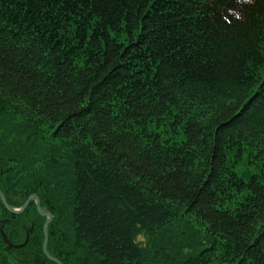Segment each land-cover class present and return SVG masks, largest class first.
I'll return each mask as SVG.
<instances>
[{
	"label": "trees",
	"instance_id": "obj_1",
	"mask_svg": "<svg viewBox=\"0 0 264 264\" xmlns=\"http://www.w3.org/2000/svg\"><path fill=\"white\" fill-rule=\"evenodd\" d=\"M0 191L61 264H264V0H0Z\"/></svg>",
	"mask_w": 264,
	"mask_h": 264
},
{
	"label": "water",
	"instance_id": "obj_2",
	"mask_svg": "<svg viewBox=\"0 0 264 264\" xmlns=\"http://www.w3.org/2000/svg\"><path fill=\"white\" fill-rule=\"evenodd\" d=\"M0 198H1L2 203L12 213H20V212H22L27 207V205L29 204L30 201H35L36 208H37L38 212L42 216H45L47 218L46 221L44 222V225H43L44 240H43V244H42V251H43V253H44L45 256H47L48 258L52 259L57 264H61V262L59 260H57V259L53 258L52 256H50L48 254L47 250H46V246H47V234H46L47 232H46V227H47V224L52 220V215L49 212L43 211L40 208V205H39L40 203H39L38 197L36 195H34V194L28 196V198L26 199V201L19 208L8 207L6 205L5 197H4V195H3V193L1 191H0ZM27 240H28V237L26 238V240L23 243H21L19 245H13L8 240H5V242L9 245V247L15 248V247H22V246H24L27 243Z\"/></svg>",
	"mask_w": 264,
	"mask_h": 264
},
{
	"label": "rangeland",
	"instance_id": "obj_3",
	"mask_svg": "<svg viewBox=\"0 0 264 264\" xmlns=\"http://www.w3.org/2000/svg\"><path fill=\"white\" fill-rule=\"evenodd\" d=\"M6 200V199H5ZM6 205L8 206V207H11V206H9L8 204H7V201H6ZM2 232V234L4 235V232L3 231H1ZM47 234V233H46ZM28 237V239H29V233L27 232V234H26V236H25V240H26V238ZM24 240V241H25ZM47 241H48V234H47ZM27 242H28V240H27ZM47 247V246H46ZM47 250V249H46Z\"/></svg>",
	"mask_w": 264,
	"mask_h": 264
}]
</instances>
